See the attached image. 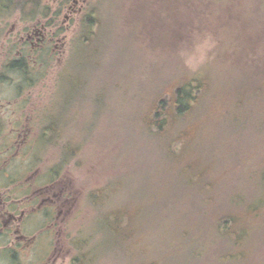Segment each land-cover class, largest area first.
Returning <instances> with one entry per match:
<instances>
[{"label": "rangeland", "instance_id": "1", "mask_svg": "<svg viewBox=\"0 0 264 264\" xmlns=\"http://www.w3.org/2000/svg\"><path fill=\"white\" fill-rule=\"evenodd\" d=\"M38 9L49 15L29 20L24 10L16 11L0 24V117L13 122L2 123L0 150L11 133L9 140L19 143L29 133L26 149L22 146L14 157L22 160L13 161L17 169L29 163L40 177L56 172L63 204L49 260L133 264L124 242L118 245L111 238L106 255L96 249L106 235L103 222L111 223L114 208L128 203L140 215L141 210L151 212L139 227L150 247L145 257H135L137 263L264 264V184H256L252 175L258 166L264 169V151L252 156L243 172L240 167L226 171L225 192L243 196L231 238L216 231L211 220L207 227L189 205L185 220L169 218L160 228L158 181H143L156 173L159 153L138 136L144 103L161 90L159 83L167 84L165 78L241 73L255 60L264 65V0H43ZM39 23L56 31L54 41L51 49L28 58L23 47L27 41L37 47L41 36L33 27L42 31ZM91 28L100 36L88 45L84 35ZM25 59L28 69L11 67ZM21 88L24 92L18 94ZM68 97L72 101L67 104ZM53 123L60 136L48 130ZM22 179L10 188L26 184ZM8 189L0 188L3 200ZM255 209L259 212H248ZM21 258L26 263L31 259L27 253Z\"/></svg>", "mask_w": 264, "mask_h": 264}, {"label": "trees", "instance_id": "2", "mask_svg": "<svg viewBox=\"0 0 264 264\" xmlns=\"http://www.w3.org/2000/svg\"><path fill=\"white\" fill-rule=\"evenodd\" d=\"M42 1L0 0V24L16 11L24 10L29 20L48 16L49 11L38 9ZM91 29L84 35L88 45L100 36L98 29L96 32ZM14 64L11 67L28 69L26 59L17 66ZM261 71L264 65L255 60L247 70H238L241 73H179L165 78L167 84L159 83L161 90L157 89L144 103L147 110L138 136L146 138L159 153V166L153 176L143 181L148 184L154 179L158 181L155 197L159 225L169 218L185 220L189 205L198 218L206 221L207 227L212 221L214 229L224 236L236 235L234 228L240 220L237 211L243 205V196L225 192L224 178L233 167H240L243 172L247 168L245 163L257 156L258 151H264V73ZM67 76L72 78L70 73ZM48 130L59 132L56 124ZM252 175L256 184L263 186L264 169L259 170L258 166ZM115 190L112 198L116 197ZM226 200L235 202L226 203ZM175 201L178 203L174 204ZM118 206L112 211L113 221L103 222L106 235L100 238L96 249L101 248V254L106 255L111 248L109 241L114 238L118 245L124 242L129 260L136 264L135 257H145L150 247L139 227L143 218L151 217V212L141 210L140 206L143 213L140 215L137 206L128 203ZM248 212L257 213L259 209ZM160 228L165 227L160 225ZM163 244L160 239V245ZM137 264H145V260Z\"/></svg>", "mask_w": 264, "mask_h": 264}, {"label": "flooded vegetation", "instance_id": "3", "mask_svg": "<svg viewBox=\"0 0 264 264\" xmlns=\"http://www.w3.org/2000/svg\"><path fill=\"white\" fill-rule=\"evenodd\" d=\"M39 24L41 25L40 28L43 29L42 31L38 29L37 25L33 27L36 28L34 33L41 36L39 38L40 42L36 44L37 47L34 48V42L31 41H27L23 47L25 52H28V58L36 51L51 49V44L54 41L56 31L52 29L49 31L50 26L46 23ZM47 31H49L48 38ZM19 55L25 56L26 53L19 51ZM22 73L28 74L26 70H22ZM31 80L28 77L26 84L31 85ZM24 89L21 88L18 94L23 93ZM69 100H71L69 97L66 98L67 104ZM7 122H12V119H1L0 117V136L4 131L3 124ZM55 124L57 125V123H53V125ZM17 130L18 128L12 131ZM13 134L8 135L10 140H13ZM22 135V133H17L19 138ZM24 136V141L20 143L18 140L11 142L9 138L4 139V142H2L4 149L0 150V188H9L8 197L4 200L0 198V264H52L54 260L52 257L49 260V255H52L53 240H55L56 233L60 228L57 223L61 220L59 208L63 204V199L57 190V186L60 185L59 179L55 178V171L40 177L38 173H35L37 169L32 170L34 164L31 166L28 165L29 163H24L21 168L17 169V160L19 164L22 160L20 157L17 160L14 157H17L22 146L26 149L29 133ZM55 136H60V134L57 133ZM13 161L16 163H13ZM20 169L26 172L24 177L22 171V173H19L18 170ZM27 169L32 170V172L28 174L30 171L27 172ZM22 178L26 181V184L10 188L12 181ZM9 241L10 244L6 247L5 243ZM24 253L30 255L29 263L21 258ZM56 263L57 260L53 264Z\"/></svg>", "mask_w": 264, "mask_h": 264}]
</instances>
